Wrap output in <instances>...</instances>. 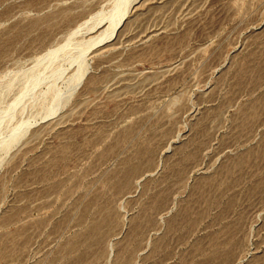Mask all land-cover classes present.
<instances>
[{
    "label": "rangeland",
    "instance_id": "rangeland-1",
    "mask_svg": "<svg viewBox=\"0 0 264 264\" xmlns=\"http://www.w3.org/2000/svg\"><path fill=\"white\" fill-rule=\"evenodd\" d=\"M112 2L0 0V84ZM120 30L0 154V264H264V0H141Z\"/></svg>",
    "mask_w": 264,
    "mask_h": 264
},
{
    "label": "bare ground",
    "instance_id": "bare-ground-1",
    "mask_svg": "<svg viewBox=\"0 0 264 264\" xmlns=\"http://www.w3.org/2000/svg\"><path fill=\"white\" fill-rule=\"evenodd\" d=\"M140 2L141 0H113L111 9L101 10L78 25L63 44L36 58L32 68L13 75L8 73L3 77V80L9 78V81L0 84V91L5 90L4 93L9 94L16 83L20 84V90L11 104L0 108V154L7 156L21 143L37 118L48 119L68 106L89 73L90 52L114 39ZM73 67L74 70L71 71ZM69 71L71 72L68 73ZM59 81L63 83L62 88ZM28 111L29 116L25 117ZM3 161L0 155V166Z\"/></svg>",
    "mask_w": 264,
    "mask_h": 264
}]
</instances>
